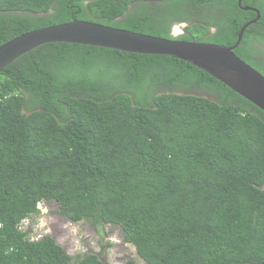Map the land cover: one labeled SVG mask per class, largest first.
Here are the masks:
<instances>
[{
    "label": "trees",
    "instance_id": "1",
    "mask_svg": "<svg viewBox=\"0 0 264 264\" xmlns=\"http://www.w3.org/2000/svg\"><path fill=\"white\" fill-rule=\"evenodd\" d=\"M242 5L261 17L234 51L264 75V0ZM256 16L239 0H0V45L74 18L232 45ZM42 201L119 226L148 264H264V110L173 55L37 46L0 70V264H105L32 238Z\"/></svg>",
    "mask_w": 264,
    "mask_h": 264
},
{
    "label": "water",
    "instance_id": "2",
    "mask_svg": "<svg viewBox=\"0 0 264 264\" xmlns=\"http://www.w3.org/2000/svg\"><path fill=\"white\" fill-rule=\"evenodd\" d=\"M239 5L246 10H255L257 16L241 27L237 41L232 45L172 39L74 18L29 30L1 44L0 70L33 48L51 42L88 44L146 54H167L202 68L264 110V75L234 51L246 28L257 22L261 13L258 8L243 6L242 0H239Z\"/></svg>",
    "mask_w": 264,
    "mask_h": 264
},
{
    "label": "rangeland",
    "instance_id": "3",
    "mask_svg": "<svg viewBox=\"0 0 264 264\" xmlns=\"http://www.w3.org/2000/svg\"><path fill=\"white\" fill-rule=\"evenodd\" d=\"M181 32V29L174 31L175 34ZM39 207V215L22 223L23 229L30 230L32 238L50 235L67 253L78 258L93 253L105 264H148L138 255L133 244L123 240L119 226L103 224L95 227L84 220L73 222L59 213L55 201H42Z\"/></svg>",
    "mask_w": 264,
    "mask_h": 264
},
{
    "label": "flooded vegetation",
    "instance_id": "4",
    "mask_svg": "<svg viewBox=\"0 0 264 264\" xmlns=\"http://www.w3.org/2000/svg\"><path fill=\"white\" fill-rule=\"evenodd\" d=\"M186 25H187V23H178V24L174 25L173 28H172V34L175 35V36L179 35L180 33L176 35V34L174 33V31H178L179 29H181L182 32H183V31H184V27H185ZM213 30H214V29H212V31H213ZM182 32H181V33H182Z\"/></svg>",
    "mask_w": 264,
    "mask_h": 264
},
{
    "label": "bare ground",
    "instance_id": "5",
    "mask_svg": "<svg viewBox=\"0 0 264 264\" xmlns=\"http://www.w3.org/2000/svg\"><path fill=\"white\" fill-rule=\"evenodd\" d=\"M177 35V34H176ZM34 49V48H33Z\"/></svg>",
    "mask_w": 264,
    "mask_h": 264
}]
</instances>
